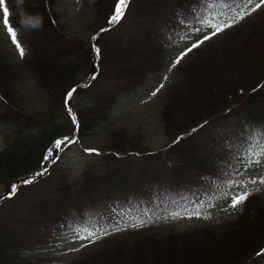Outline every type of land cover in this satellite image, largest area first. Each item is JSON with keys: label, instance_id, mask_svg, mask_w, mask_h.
<instances>
[{"label": "trees", "instance_id": "16d2710c", "mask_svg": "<svg viewBox=\"0 0 264 264\" xmlns=\"http://www.w3.org/2000/svg\"><path fill=\"white\" fill-rule=\"evenodd\" d=\"M117 2L88 0L89 33L71 44L54 0H5L9 27L26 49L47 104L31 113L20 109L17 71L0 49V119L18 127L0 141V264H44L49 258L40 252L55 245L64 229L77 227L83 215H89L90 224L100 212L109 209L107 214L119 218L125 209L143 222L162 208L190 212L225 195L230 174L257 151L237 141L221 149L220 139L196 138L218 120L230 123L231 140L246 125L259 126L264 140L263 7L218 41L193 48L178 66L179 80L164 92L159 108L167 140L162 149L147 150L141 133L119 125L106 132L78 177H69L56 160L46 175L22 182L42 169L57 140L81 141L93 132L108 119L120 93L142 84L171 49L237 13L241 0H127L122 19L109 23ZM101 84L105 93L98 91ZM90 92L93 98L87 101L73 100ZM22 128L33 131L21 133ZM164 162L168 171L159 183ZM45 184V190L35 189ZM13 185L18 186L14 194L4 197ZM96 207L102 208L91 214ZM66 264H264V200L250 193L235 218L217 225L159 234L139 226L105 235Z\"/></svg>", "mask_w": 264, "mask_h": 264}, {"label": "rangeland", "instance_id": "374dc122", "mask_svg": "<svg viewBox=\"0 0 264 264\" xmlns=\"http://www.w3.org/2000/svg\"><path fill=\"white\" fill-rule=\"evenodd\" d=\"M54 1L60 18L66 26V32L71 37L67 42L73 44L86 40L89 33L87 26L93 18V12L88 0ZM257 3H259V0L252 1L243 18H239L237 13L230 15L210 25L208 28L196 32L193 36L194 38L187 43H183L181 46L178 45L171 49L164 63L158 69L149 72L142 84L128 92H122L118 95L107 120L99 123L94 128L93 132L82 137L81 141L71 138L75 141L74 143L66 144L62 146V148L57 149L53 155L55 157L54 159L45 161L41 170L36 171L31 177L25 180L37 179L46 175V173L50 171L51 165L54 164L56 160L58 161L56 165L63 166L69 177H78L84 164L89 160V157L92 156L97 145L103 140L106 132L119 125L126 127L129 132L135 131L141 133L143 137L141 145L148 147L147 150L157 151L160 148L162 149L167 144V140L163 133V124L159 118V108L163 102L164 92L179 80L178 66L193 54L191 52L193 50V44L204 46L208 40L215 39L218 41L220 36L231 26L235 24H244L246 19L252 14L255 16L258 15L264 5L252 11ZM234 17L235 19H233ZM225 24L230 26L224 27ZM9 26V24L6 26L3 22V10L0 9V47H2L0 49L8 53L9 59L12 61L17 71L14 77L17 102L20 109H24L29 113L37 110L41 111L47 104V97L37 85L33 70L27 62V54L21 57L16 46L13 44L11 35L7 31ZM217 26L222 27L223 30L213 35ZM205 37H208V39H205ZM189 49L191 50L189 51ZM178 58H180V61L176 63ZM101 86L102 87H100L98 91L105 93V84H101ZM88 87H92V84H89ZM92 88H96V86L93 85ZM157 89H159V91H156ZM153 92H156V94L153 95ZM92 95V92L85 98H80L79 95H77L73 100L84 102L93 98L91 97ZM17 130L18 127L15 125L0 119V141ZM31 131H33L31 128L21 129V133L29 134ZM232 131L230 123H228V121L226 122L225 119L218 120L196 134V138L198 139H202V137L205 139L211 138L213 140L220 139L221 141L218 142V146L221 149L227 148V144L230 142L234 144L235 141H237L238 144L253 145V147L250 148L257 151L253 159L240 165L230 174V178L227 179L228 190L225 195L219 196L207 203L206 206L190 212L184 211L185 208H162L159 212L154 211V216L150 218L149 221L143 222H140L139 219H135L136 216L128 213L125 209L119 211V218L115 216L114 212L107 214L109 209L100 212L101 214L91 216L92 221L90 224L86 221L89 215H83L81 220L78 221L77 227L64 229L65 231L62 232L61 239H59L55 245H48L40 252L44 254L46 258H49V261L44 264H66L78 255L92 250L100 242L102 237L105 236L100 235L98 239H94L92 242H90L91 238L81 239V236H86L87 231L107 229V235H110L141 226L150 228L152 231L159 234L168 229L184 230L197 226L217 225L235 218L239 213L241 203L236 207H231L232 198L234 196L245 192H256L259 196H262L264 200V183H260L261 180H264L263 131L259 126L250 128V126L246 125L244 133L231 140L227 133H233ZM144 165L149 164L147 162L144 163ZM136 166L137 165H134V168ZM137 167H139V165ZM159 171H161L159 179V183H161L165 181L164 175L168 171L166 162L161 164ZM252 181H256V183H252ZM48 185L49 184H45L35 189L45 190ZM17 187L18 186H16V188ZM1 190L2 187L0 186V192ZM9 193H12V190ZM9 193L4 194V197L9 196ZM48 195L49 191L46 190L43 198L47 201ZM162 197L163 196H159L158 200ZM203 199L205 202L209 201L207 197ZM102 207H96L91 211V214L98 212ZM81 245H84V247H81Z\"/></svg>", "mask_w": 264, "mask_h": 264}, {"label": "snow or ice", "instance_id": "6c2138e0", "mask_svg": "<svg viewBox=\"0 0 264 264\" xmlns=\"http://www.w3.org/2000/svg\"><path fill=\"white\" fill-rule=\"evenodd\" d=\"M251 3H252V0H241L240 5H237V16L239 18H243L246 15V11L249 8V5H251ZM4 5H5V0H0V9L3 10V22L7 26L9 24V12H8L7 7H4ZM261 5H264V0H259V3H257L255 5V8H253L252 11L260 8ZM126 7H127V0H118V2L115 4L114 14L111 16L109 23H116V22L120 21L124 15ZM233 19H235V17ZM229 26L230 25H227V24L224 25V27H229ZM222 30H223L222 27L217 26L215 28V32H213V35H215L216 33H219ZM7 31L10 33L12 42L16 46V48L19 52V55L21 57H24L26 54V49L23 47L22 42L20 41L18 34L15 31H13V29L11 27H8ZM205 39H208V37H205ZM192 47L195 48V47H197V45L193 44ZM190 50L191 49H189V51ZM179 61H180V58L177 59L176 63H179ZM75 91H76V89H72L67 93V96L65 98L66 106L69 105V101H70L71 97L73 96V94L75 93ZM156 91H159V89H157ZM152 94L155 95L156 92H153ZM69 113H70V115H72L73 123L74 124L77 123V118H76L75 114L71 112L70 106H69ZM74 142H75L74 140H72L71 138H68V137H65L63 140H57L55 142L54 148L49 150L50 155L46 156L45 159L51 161L52 159L55 158L52 154L55 153L57 149L62 148V146H65L66 144H71ZM89 151H92V150H89ZM24 183H31V180H25ZM252 183H256V181H252ZM260 183H264V180H261ZM15 190H16V186L13 185L12 186V193H9L8 195L14 194ZM249 195H250V192H245L243 194L234 196L232 198L231 207H236L238 204L245 201ZM98 232H99V234H98ZM107 234H108L107 229H101L98 231H87L86 236H81L80 238L81 239L91 238L90 242H92V240L98 239L100 237V235H107ZM81 247H84V245H81Z\"/></svg>", "mask_w": 264, "mask_h": 264}]
</instances>
